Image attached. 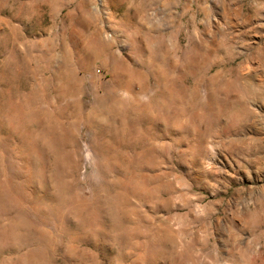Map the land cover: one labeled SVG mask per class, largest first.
<instances>
[{"label":"rangeland","instance_id":"1","mask_svg":"<svg viewBox=\"0 0 264 264\" xmlns=\"http://www.w3.org/2000/svg\"><path fill=\"white\" fill-rule=\"evenodd\" d=\"M0 264H264V0H0Z\"/></svg>","mask_w":264,"mask_h":264}]
</instances>
